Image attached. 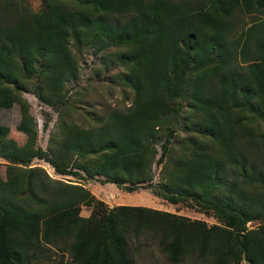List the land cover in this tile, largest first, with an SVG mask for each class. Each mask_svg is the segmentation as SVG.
Listing matches in <instances>:
<instances>
[{
  "label": "trees",
  "instance_id": "obj_1",
  "mask_svg": "<svg viewBox=\"0 0 264 264\" xmlns=\"http://www.w3.org/2000/svg\"><path fill=\"white\" fill-rule=\"evenodd\" d=\"M71 42L111 50L135 92L125 110L99 115L90 127L61 120L73 111L67 84L79 71ZM25 94L59 114L46 150ZM13 105L26 142L19 147L0 126L8 163L0 177V264H31L51 248L69 250L73 264H134L130 240L141 232L175 264L189 257L264 264V0H43L35 13L27 0H0V108ZM183 116L188 133L175 153ZM44 123L48 130L49 118ZM35 159L78 181L100 178L171 205L191 200L220 224L146 221L136 212H168L107 208L80 182L29 168ZM93 204L103 206L80 215Z\"/></svg>",
  "mask_w": 264,
  "mask_h": 264
},
{
  "label": "rangeland",
  "instance_id": "obj_2",
  "mask_svg": "<svg viewBox=\"0 0 264 264\" xmlns=\"http://www.w3.org/2000/svg\"><path fill=\"white\" fill-rule=\"evenodd\" d=\"M43 0H27L30 9L35 13L41 9V3ZM248 21V19H246ZM70 48L75 58L79 62L78 78L76 82L67 84V90L70 95V103L73 105V111L67 114L65 117H61V120H72L73 123L80 127H90L94 125L93 119L99 115L108 114L112 110H125L130 106L131 101L135 96V92L128 88L122 83L120 79L121 69L112 63L111 50L98 49L97 47H84L82 45H75L70 43ZM25 98L30 104V113L38 122V138L37 144L42 149H47V142L50 132H54L58 125L59 114L53 111L51 108L45 106L40 102L36 96L32 94H25ZM49 118V129H44L45 119ZM20 113L19 107L13 105L11 109L0 108V126H8L9 132L8 137L16 142L21 147L26 142V137L22 133L17 132V126L19 125ZM182 127L176 130L177 140H174L171 148L175 153H178V142L187 135L188 127L184 121V116L181 120ZM167 132L164 131L160 136V141L166 139ZM158 156L156 163L152 166L154 172V181L158 179L159 171L161 170L162 164L157 163L160 158V146H157ZM7 160L0 158V177L5 178L7 169ZM39 167L42 169L51 179L59 180L62 182H72V184H82L88 189L94 192L95 187L88 186V184H95L96 181H78L72 176H61L55 174L53 169L43 161L35 159L31 163L29 168ZM113 188V185L111 186ZM113 188L107 186H101L100 192L104 195H112L111 198H116L117 203L111 206L103 201L107 208H115L117 206H136L145 209H152L157 211H165L168 214H172L173 218L167 215H157L150 211H139L136 212L138 218L146 221H155V219H164L165 222L174 221V219H180L186 224L190 225L195 220H200L206 223L208 226L220 224L212 215L202 214L198 211V206L191 200L180 203L178 205H171L167 201L161 200L153 196L149 191L131 192L126 193L122 190L114 193ZM90 190V189H89ZM112 190V191H111ZM99 192V193H100ZM97 199V200H98ZM120 202V203H119ZM124 203V205H121ZM135 203V204H131ZM103 205L93 204L91 208L83 206L81 208L80 215L88 217L93 211L98 210ZM135 217V216H132ZM136 218V217H135ZM259 222H252L249 224L250 228H256L259 226ZM68 243V241H67ZM69 244V243H68ZM66 244V248H68ZM61 253L54 250L53 248L44 250L37 255L31 264H73L71 262V253L69 250ZM134 264H175L170 261L167 253L162 251L158 244V240L153 238L151 235L145 232H141L136 238L135 236L130 240V248ZM178 264H202L197 258L189 257L185 261Z\"/></svg>",
  "mask_w": 264,
  "mask_h": 264
},
{
  "label": "crops",
  "instance_id": "obj_3",
  "mask_svg": "<svg viewBox=\"0 0 264 264\" xmlns=\"http://www.w3.org/2000/svg\"><path fill=\"white\" fill-rule=\"evenodd\" d=\"M93 181H96V180H93ZM95 184H97V185H93V184H88V186H92V187H95L96 188V190L93 192L92 190H91V188H89L90 189V191L92 192V194H93V196L96 198V199H98V198H100V199H104V201H105V203H107V205L109 204L110 206L112 205L111 204V202H113V205H116V204H114V203H117L118 201H116V198L114 197V198H111V196L112 195H109V196H107L106 197V195H104L102 192H100V188H101V186H103L104 184H102V183H100L99 181H97ZM104 186H107V187H110V188H113V187H111L112 186V184H105ZM114 186V185H113ZM85 187V186H84ZM115 187V186H114ZM113 192L114 193H117V191H120V189H116V188H113ZM112 191V190H111ZM100 192V193H99ZM120 203V202H119ZM131 204H135V203H131ZM121 205H124V203H122Z\"/></svg>",
  "mask_w": 264,
  "mask_h": 264
}]
</instances>
